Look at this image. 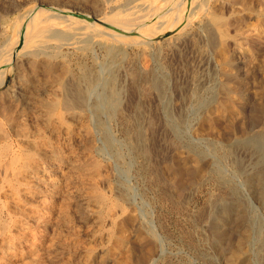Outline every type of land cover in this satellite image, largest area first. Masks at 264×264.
Segmentation results:
<instances>
[{
	"label": "rangeland",
	"instance_id": "1",
	"mask_svg": "<svg viewBox=\"0 0 264 264\" xmlns=\"http://www.w3.org/2000/svg\"><path fill=\"white\" fill-rule=\"evenodd\" d=\"M119 3L123 4L122 0L113 4ZM32 5L44 11L51 6L75 8L95 18L110 14L101 0H0V44L4 45V31V36L11 34ZM210 8L218 24L213 41L196 28L179 46H169L162 40L151 57L128 51L126 63L117 74L124 88L121 111L108 123L121 160L105 146L92 116L62 103L65 95L61 83L68 68L79 76L82 67L94 69L97 62L98 70L105 73L99 50L95 60L81 59L73 48L64 46L57 56L55 45L49 49L44 46L41 53L24 52L13 58L0 84V152L12 146L13 151L33 155L37 161L20 177V197L8 187L0 191V264H142L151 243L146 238L148 230L155 232L160 242L154 256L156 264H210L211 258L214 264H226L209 241L211 199L220 197H227L229 216L225 223L234 238L243 234L241 228L236 231L235 217L238 203H245L256 243L258 234L264 231V186L243 182L235 162L239 160L241 169L252 171L254 157L245 148L230 151L228 145L248 130L258 129L264 119V0H211ZM150 68L165 76L166 84L159 93L145 81L146 69ZM3 75L1 70L0 78ZM201 86L209 93L208 100L226 86L238 107L237 116L232 113L224 120L215 117V124H210L203 116L212 110L195 108L191 100V91ZM217 98L225 100L219 92ZM168 118L177 122L184 118L185 123H179L180 146L166 130ZM136 122L144 133L146 154L132 151L130 145ZM187 144L201 149L205 157L202 162L192 159ZM93 147L98 149L91 151ZM94 157L104 161L105 176L98 179L96 191L87 185V171L72 173L61 167V160L89 165ZM177 165H187L188 169L185 176L189 178L182 189L175 173ZM214 169H221L236 186L237 198H229L213 177ZM124 188L129 190L127 194ZM97 193L104 194L108 204L96 201ZM123 236L128 237L126 246L132 249L126 255L117 245ZM252 248L258 250L256 244ZM261 249L264 252V247ZM252 262L263 264L257 256Z\"/></svg>",
	"mask_w": 264,
	"mask_h": 264
},
{
	"label": "bare ground",
	"instance_id": "2",
	"mask_svg": "<svg viewBox=\"0 0 264 264\" xmlns=\"http://www.w3.org/2000/svg\"><path fill=\"white\" fill-rule=\"evenodd\" d=\"M101 1H102V5L107 10L110 11V14H103V16H100L99 18L92 17L89 14L75 8L74 9L72 8V10H70L62 6L61 7L51 6L50 8H48V10L45 9L46 11H44L40 9L39 6L36 5H32L31 7H28L23 12L22 16L20 17L21 19L19 20L17 25H15L14 31L11 34H7L8 36L7 35L4 36V33H6L5 31L2 34L4 38L3 39L4 45L0 44V71L2 70L4 75L0 78V84L1 81L4 80L8 72L7 68L10 67L13 58L21 53L22 54L24 52H26L25 54L29 52L41 53L42 52L41 49L44 48V46L48 47L49 49L52 45H55L54 47L57 56L60 55L61 53L60 51L64 46L68 49L73 48L74 51H76L77 56L81 59L82 58L94 59L96 58L95 57L96 52L99 50L103 55V65L101 69H105V73L103 72L101 73L100 70H98L100 67L99 65L100 63L97 62H95L97 68L95 67L94 69L81 66L82 67L81 74L79 76H77L76 75L77 73L75 74L71 70V68H68L66 70L65 81L61 83V89L65 95V98L63 99L62 103L69 108L72 107L79 108L82 111H85V114L88 113L89 116H92L97 123L96 126L98 128V131L100 130V134H102L101 139L103 140L105 146L109 147L115 152L116 154L115 156L117 157L116 159L121 160L122 158L121 153H119L118 151L119 148H116L115 140L109 132L108 123H110V121H112V119L116 115H118L121 111L122 102H123L122 94L124 88L121 87V85L118 83L117 78L120 73L119 71H122L121 69H123L126 63L127 60L126 57L128 51L135 50L137 56L139 57H145V58L151 57V55L156 53L155 49L157 47H160L159 43L162 42V40H164L165 43L168 44L169 46H177L178 44H181L186 40L190 39L192 31H194V29L196 28L204 34L205 36L204 38H207V40L211 42L216 38L214 33L216 18L210 15L211 0H127V1L125 0L126 2L124 3L122 0L123 4L119 3L118 5L113 4L116 0L114 2H112L111 0H101ZM216 25L218 26V24ZM44 51L45 50H43V52ZM37 53L35 54V56L37 55ZM4 68L6 69L4 70ZM133 75H135V73ZM164 77L162 78V76L160 77L159 75L155 74L154 70L150 68L148 71L146 69V76L144 78L146 79L145 81H147L150 84L151 88L158 91L159 93V91L163 90L162 88L166 84L165 83L166 80L164 79ZM195 86L197 85L195 84ZM202 87L203 86L195 87L194 90L191 91L192 92L191 100L193 101V105L195 108L198 109L203 108L204 110L209 109V111L212 110L211 112H205L206 115L203 116L208 121H210V124L212 125L215 124V120H216L215 117L222 119L232 113H235V115L237 116L236 113L238 111V107L235 104V102L232 100V98H230V94L226 89V86L225 88L222 87V91H218L222 98H224L225 96V100L223 101H218L219 100V98H217L218 92H215V94L212 95V98L208 100L206 95L208 96L209 93L205 92V90H202L201 89ZM212 93H214V91ZM213 102H216L214 103L216 104V106H213V104H211ZM260 115L262 116V114ZM183 120L184 118H180L179 121L177 122L173 118H168V121H166L165 123L166 130L168 131V133L172 135L171 137H173L172 138L173 141L178 146L181 145V132H182L181 131L182 125H180L179 123L181 122L185 123ZM211 121H213L214 123ZM260 121L262 124L260 127L258 126L259 127L258 129L256 130L254 129L250 131L246 130L247 132L245 133V136L240 137L236 140H232L233 142H231L230 140L231 143L228 140L226 141V143L227 142L230 143L228 145V149L230 151L234 150L235 148H245L251 153V156L254 157L252 171L241 169L242 168L241 162L238 160V158H237L238 161H236L235 163L237 166L236 169L240 170L244 176L243 182L246 185L258 186V187L264 186V119ZM130 132L132 131H129V133ZM132 134H133L132 137H134L133 138L134 140L132 138H131L132 141L130 140L131 142L130 145L131 148L133 149L132 151L136 150V153L140 152L139 154L145 153L147 149L144 142L145 137H144V133L142 132V130L138 125V122L134 124V132ZM230 138L232 139V137ZM94 140L95 138L92 135L91 141L93 142ZM11 147L12 146L10 147L7 146L4 150L2 148L3 151L0 152V184H1L0 191L3 190L5 187H8L12 192V194L16 195L17 197H20L21 185L23 184L20 177L21 175L25 174L26 170L29 167L31 168L32 164L35 163L37 159L35 158V156L30 154H26V153L22 154L21 153L22 151L21 152H18L16 150L13 151ZM37 147L39 148V145H37ZM187 148L193 154L192 159L194 161L202 162L204 160L205 157L200 151L201 149L198 150L196 146H194V144L193 145L187 144ZM96 149L98 148L96 147ZM96 149L95 147H93L91 148V151H94ZM236 153L237 152H235V154ZM246 154L249 153L246 152ZM23 155H25V157H23ZM229 155L231 154L229 153ZM90 160L91 162L89 163V165H85L77 162H72L69 164V162L66 163L61 160L62 163L61 167L62 166L67 167L68 168L67 171L72 173L83 174V171H87V174H85L87 175L86 180H88L87 185L89 184V187L91 189H95L96 191L97 188L96 183L97 184L99 183L97 182L98 179L100 180L102 178L103 180V178L105 177L103 174L104 161L102 162V160L95 157L90 158ZM186 166L177 165L175 169L176 177L178 178V184L181 189L184 187V183L189 178V177L186 178L185 176ZM25 168L27 169L25 170ZM68 177L70 178V176ZM213 177L216 179L219 185H221L224 188V190H226L229 198L238 197V189L236 188L235 185H233V183L227 180L225 174L221 169H214ZM106 179L108 178L106 177ZM124 190L126 194L129 191L127 188H124ZM123 197H125V194L123 195ZM95 198L96 201H99L100 203L108 204V198L104 194L102 195L101 193H97ZM226 198L220 197V198H215L213 200L211 199V206L209 212L210 220L208 225V229L210 231L211 236H210V240L209 239L208 240L211 241V243L216 247L217 252L222 258H224L226 264H253L252 258L255 256L259 257L264 264V252L261 249V247L262 248L264 247L263 246L264 231H261L258 234L255 243L253 241L252 228H251L253 224L251 223L250 218L248 216L249 213H247L248 208L246 207L245 203L240 200L241 202L238 203L240 207H238V213L237 216L235 217V224H237L238 226L236 231L238 232V229L241 228L243 229V234L238 236L237 238L232 237V234L228 233L227 226L225 223V220L228 219L229 216V213L226 211L225 208L227 206L226 203H228L227 202L228 200ZM262 203L264 206L263 196H262ZM117 204H119V202ZM117 204L113 203V205L115 206ZM4 227L6 228V226ZM146 238L149 241H151V243L150 246H148V248L146 249L145 255L142 256L143 260L141 263L146 264L149 261L154 260L151 264H156L157 260L154 259V256L156 254L155 253L156 250L160 247L159 238L157 237L155 232L151 230L147 231ZM128 241L129 239L127 236H123L118 239V244H117L118 248H121L120 252L124 255L131 253L132 251L130 247L126 246ZM254 244L258 246L257 248L258 250H256V252L252 250ZM195 248L196 247H194V249ZM209 260L211 261L212 264H214V259L211 258Z\"/></svg>",
	"mask_w": 264,
	"mask_h": 264
}]
</instances>
